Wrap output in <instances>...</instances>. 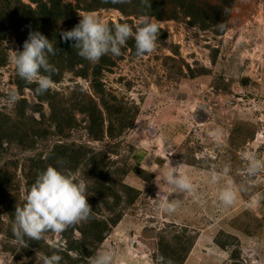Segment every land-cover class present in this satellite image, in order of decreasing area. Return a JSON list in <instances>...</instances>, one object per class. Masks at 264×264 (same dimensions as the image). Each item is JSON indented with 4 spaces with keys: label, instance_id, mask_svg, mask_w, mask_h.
Masks as SVG:
<instances>
[{
    "label": "rangeland",
    "instance_id": "rangeland-1",
    "mask_svg": "<svg viewBox=\"0 0 264 264\" xmlns=\"http://www.w3.org/2000/svg\"><path fill=\"white\" fill-rule=\"evenodd\" d=\"M18 1L34 8L38 0ZM5 2L0 0V13L6 14ZM62 2L77 7L80 17L91 12L101 22L128 23L136 30L135 4L141 5V0L114 4L122 10L100 0ZM153 5L166 16L161 20L150 16L158 22L156 50L138 57L122 46L120 56L107 55L114 64L101 73L105 91L119 106L109 115L103 111V129L112 120L113 133L120 131L119 135L93 140L84 128L85 118L75 114L80 127L67 136L60 137L51 128L31 147L4 143L0 149V264H42L40 252L61 255L60 264H87V258L81 263L80 253L69 248V243L76 246L78 230L67 238L52 233L40 241L25 238L27 248L13 236L14 218L9 212L22 206L27 183H34L50 165L86 181L93 218L110 225V218L118 219L101 243L87 246L91 256L110 251L113 264H152L162 255L160 243L176 248L179 241L191 245L182 264H253L254 260L264 264V200L259 207L248 206L252 196H264V170L247 176L241 156L248 151L264 160V0H154ZM0 45L6 59L0 67V112L18 121L15 104L5 101L10 91L17 90L10 51L20 48L13 35H6ZM76 85L89 93V81L70 73L50 92L67 107ZM20 94L19 100L39 103L28 89ZM42 112L47 115L46 105ZM26 115L40 119L28 110ZM28 117L20 119L22 133L33 124ZM78 147L86 156L75 170L57 163L62 154H80ZM88 160L100 164L97 175ZM168 161L173 167L184 164L180 171L190 178L194 192L171 196L180 199V207L162 214L148 198L167 191L160 187V177ZM225 165L231 167L229 176L213 183L211 171H221ZM229 179L240 190L235 202L226 206L219 193L229 186ZM89 220L76 225H87ZM228 236L231 244L221 248Z\"/></svg>",
    "mask_w": 264,
    "mask_h": 264
},
{
    "label": "clouds",
    "instance_id": "clouds-1",
    "mask_svg": "<svg viewBox=\"0 0 264 264\" xmlns=\"http://www.w3.org/2000/svg\"><path fill=\"white\" fill-rule=\"evenodd\" d=\"M104 3L123 4L131 0H103ZM144 8H151V0H141ZM136 30L128 23L117 22L109 25L101 22L94 13H84L71 30L62 31L60 39L63 42L74 41L72 48L77 50V55L92 63L108 54L121 55V48L129 39L135 43V54L143 57L153 53L157 48L159 36L158 22L146 14H141L137 19ZM22 51H10V63L15 66L19 78L29 84L35 83L36 87L30 89L37 97L44 95L54 86L52 75L57 69L49 62V56L58 51L53 44L39 31H29L27 39L23 42ZM20 99L19 90L10 91L6 97V103L16 104ZM210 135L215 136L212 132ZM264 135V134H261ZM242 158L246 161L245 174L255 176L264 170V160L252 152H242ZM62 164L63 161H57ZM145 167H147L145 165ZM159 169L161 166L156 165ZM183 163L170 166L160 177V187L166 188V192L158 191L156 198H148L157 203L158 210L164 214H172L178 210L181 201L179 198L170 199L171 196L192 194L193 184L190 178L180 171ZM231 171L230 165H225L221 171L213 169L210 173L213 183L219 182L222 177H228ZM229 186L219 193V201L226 206L232 205L240 190L235 186V181L229 179ZM87 184L84 179L70 176L58 171L53 166H48L38 173L37 178L30 187L26 188L24 204L16 206L12 222V233L16 241L27 248L26 239L40 241L46 234L52 233L60 236L71 226L87 221L92 215V207L87 201ZM264 196L256 194L251 197L248 204L250 208L259 207ZM227 255V253H225ZM42 264H60L63 257L59 254L45 255L38 253ZM78 257V252H73ZM114 255L110 251H102L87 258V264H113ZM152 264H173L171 259L163 255L157 256ZM253 264H259L253 261Z\"/></svg>",
    "mask_w": 264,
    "mask_h": 264
},
{
    "label": "trees",
    "instance_id": "trees-1",
    "mask_svg": "<svg viewBox=\"0 0 264 264\" xmlns=\"http://www.w3.org/2000/svg\"><path fill=\"white\" fill-rule=\"evenodd\" d=\"M100 1L103 2V0ZM153 2L154 0L151 1L150 9L144 8L142 4H135V7H137V11H135L136 15L140 16L141 14H146L148 16H153L158 20L166 18V16L159 14L155 10L156 5H153ZM35 5L34 8H31L30 6L21 5L18 0H6V14L0 13V42H2L6 35H13L20 48L19 51H22L23 42L27 39L29 31H39L50 40L54 48L58 49L54 56H49V62L57 69L56 74L52 75L54 83H59L65 73H70L71 75H74L75 78L89 81L90 91L88 93L83 87L77 85L74 86V90L72 89L71 93L76 95H74V97L72 96V103L66 107L60 100H56L57 93H51L50 90L39 97L35 96L30 89H34L36 84H29L19 78L16 74L14 85L17 90L22 93L25 89H28L39 103L30 105L26 99L19 100L14 106L17 111L15 116L18 121L13 120L11 116L0 112V149L4 143H16L24 148L31 147L37 141L46 138V135L49 134L48 131L51 130V128L53 129L54 134L59 135L60 137L67 136V133L71 129L80 127V122L76 119L75 114L81 115L85 118L86 124L84 125V128L93 140L100 141L105 135L110 138L119 135L120 131L113 133L114 127L112 120L108 119V126L106 127V130L103 129V111L106 115H109L111 109L119 107L114 102L115 99L110 97L111 95L105 91L101 81L102 71L112 66L114 60L105 55L97 63L89 62L77 55V50L72 48L74 41H61L59 34L62 31L71 30L79 22L80 16L78 15L77 7L65 4L62 0H48L45 2L38 0ZM108 6H114V4L109 2ZM114 8L122 10V8L118 6H114ZM123 47L129 50L132 56H136L133 39H129L127 44ZM5 60L0 45V67L4 66ZM112 103L114 105H112ZM43 105H46L48 108L46 116L42 112ZM26 110L30 113L38 114L40 119L36 121L32 116L26 115ZM26 116H29L28 118L33 121V124L22 133L20 119L25 118ZM22 134H24V136H22ZM27 142L29 143L25 144ZM56 148L65 149V145L63 147L58 145ZM78 150L80 151V154L77 156L73 155V153L60 155L64 165H68V168L71 166L70 168L72 170H75L86 156L80 147H78ZM51 158H53L52 154L50 155V159ZM52 162L53 159L50 163ZM90 162L91 161L88 160L86 161V164ZM90 164L93 165L92 174L97 175V170L100 164L94 162H91ZM67 170L68 169H66V171ZM30 184V182L27 183V188L30 187ZM98 194L101 193L98 192ZM91 201H95V199H91ZM24 202L25 201H23L22 205ZM105 206L108 210H111L110 206H107L106 204ZM9 213L14 218V213ZM92 215L87 225H83V223L78 226L74 225L62 233V236L65 238L68 237L70 232L72 233L75 230H78L80 233V238L73 241L76 242V246L73 248L71 247V243H69V248L70 250H76L80 253L82 257H80L81 263H83L84 259L91 256V251H88L87 246L94 248L97 244L101 243L110 233L111 227L115 225L118 220L110 218V225L108 221L103 222L102 220H97L93 218ZM230 239L232 238L228 236V241L220 244L221 248H227V246L231 244ZM176 243L178 245L176 248L160 243L161 253L166 258L170 257L173 262L177 261V264H182L183 257L187 254L191 245L182 246L179 241ZM237 254V250L232 251V260L237 258Z\"/></svg>",
    "mask_w": 264,
    "mask_h": 264
}]
</instances>
